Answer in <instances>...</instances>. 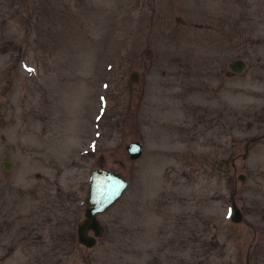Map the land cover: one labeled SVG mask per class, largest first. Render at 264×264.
<instances>
[{"label":"rangeland","instance_id":"1","mask_svg":"<svg viewBox=\"0 0 264 264\" xmlns=\"http://www.w3.org/2000/svg\"><path fill=\"white\" fill-rule=\"evenodd\" d=\"M2 158L0 264H264V0H0Z\"/></svg>","mask_w":264,"mask_h":264},{"label":"water","instance_id":"2","mask_svg":"<svg viewBox=\"0 0 264 264\" xmlns=\"http://www.w3.org/2000/svg\"><path fill=\"white\" fill-rule=\"evenodd\" d=\"M244 61L234 58L228 63V67L235 72L241 70ZM125 150L130 159L139 156L142 145L138 140L130 141L125 145ZM0 165L4 171L11 168L12 162L7 158L0 160ZM220 169H225V164L219 165ZM241 177V175H239ZM127 185V180L121 177L116 171L109 170L101 166H94L90 169L87 188L84 198L83 218L75 226L76 241L84 246H92L102 231V224L98 219V214L110 207L123 193ZM232 220H239L240 212L232 200ZM90 234H87V232Z\"/></svg>","mask_w":264,"mask_h":264},{"label":"flooded vegetation","instance_id":"3","mask_svg":"<svg viewBox=\"0 0 264 264\" xmlns=\"http://www.w3.org/2000/svg\"><path fill=\"white\" fill-rule=\"evenodd\" d=\"M220 165V164H219ZM225 169H227V166L225 165ZM225 169H223V170H225ZM222 170V169H221ZM239 175H241V177H239ZM237 177L238 178H242L243 176H242V174H237ZM232 194H233V192H232ZM232 200L234 201V198H233V195H231V197H230V203L232 204ZM234 203H235V201H234ZM237 206V205H236ZM238 207V206H237ZM239 209V208H238ZM239 212H240V210H239Z\"/></svg>","mask_w":264,"mask_h":264},{"label":"bare ground","instance_id":"4","mask_svg":"<svg viewBox=\"0 0 264 264\" xmlns=\"http://www.w3.org/2000/svg\"><path fill=\"white\" fill-rule=\"evenodd\" d=\"M173 112V111H172Z\"/></svg>","mask_w":264,"mask_h":264}]
</instances>
